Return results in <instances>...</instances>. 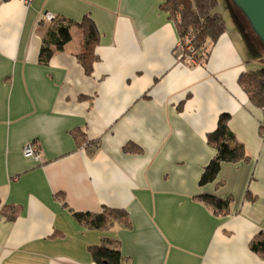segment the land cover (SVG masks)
<instances>
[{"label": "crops", "instance_id": "1", "mask_svg": "<svg viewBox=\"0 0 264 264\" xmlns=\"http://www.w3.org/2000/svg\"><path fill=\"white\" fill-rule=\"evenodd\" d=\"M161 1L0 0V207L16 211L0 214V264H94L89 247L106 240L122 264H264L249 248L264 228V107L238 81L257 65L226 27L200 61L180 57ZM85 16L99 32L89 73ZM59 19L70 39L43 63ZM221 113L249 159L223 162L201 186ZM27 143L40 161L23 155ZM202 193L230 196L229 211ZM103 207L125 209L128 224L100 230L72 215Z\"/></svg>", "mask_w": 264, "mask_h": 264}, {"label": "trees", "instance_id": "2", "mask_svg": "<svg viewBox=\"0 0 264 264\" xmlns=\"http://www.w3.org/2000/svg\"><path fill=\"white\" fill-rule=\"evenodd\" d=\"M217 5L218 0L161 1L160 7L168 12L169 17L175 22L180 36L179 41L183 43L186 37L190 38V43L196 50L193 58L197 61H200L201 57L207 56L208 44L216 42L225 31L224 18L215 11ZM71 26V21L59 19L50 27L49 36L44 38V45L40 50V60L43 63H47L54 52V47H60L70 39ZM79 26L82 32L83 45L78 53V60L84 66L86 73H89L92 63L96 59L94 47L98 43L99 32L94 21L88 16L82 19ZM258 56L264 58V54ZM238 81L250 102L263 108L264 67L240 73ZM229 116L228 113H221L216 127L206 134L207 142L214 147L215 154L203 167L198 180V184L201 186L216 179L223 162L248 161L249 159L244 146L235 140L228 127ZM263 126L264 123H262L261 128ZM85 141L87 140L82 134L81 139H78V144L81 145ZM246 196L252 198L249 192L246 193ZM198 197L217 213H227L232 200L230 196L221 198L210 193H202ZM11 207L12 205L0 207V214L9 219L15 218L16 211ZM72 215L81 225L100 230L108 229L114 223L127 225L129 222V216L125 209L112 207H103L98 212L72 210ZM249 248L264 259V228L253 236L249 242ZM89 251L94 264H122L123 262V255L118 243L113 240L91 245Z\"/></svg>", "mask_w": 264, "mask_h": 264}, {"label": "rangeland", "instance_id": "3", "mask_svg": "<svg viewBox=\"0 0 264 264\" xmlns=\"http://www.w3.org/2000/svg\"><path fill=\"white\" fill-rule=\"evenodd\" d=\"M230 0H218V5L216 6L215 11L219 12L225 21L227 30H229L232 35L238 34L240 42L242 45L247 48L249 60L251 63H255V68L259 69L264 67V58L259 57V54H264V43L260 40L258 35L251 29L247 18L240 12L239 19L235 18L234 10L237 8L232 7Z\"/></svg>", "mask_w": 264, "mask_h": 264}, {"label": "water", "instance_id": "4", "mask_svg": "<svg viewBox=\"0 0 264 264\" xmlns=\"http://www.w3.org/2000/svg\"><path fill=\"white\" fill-rule=\"evenodd\" d=\"M247 18L252 30L264 43V0H230Z\"/></svg>", "mask_w": 264, "mask_h": 264}, {"label": "built area", "instance_id": "5", "mask_svg": "<svg viewBox=\"0 0 264 264\" xmlns=\"http://www.w3.org/2000/svg\"><path fill=\"white\" fill-rule=\"evenodd\" d=\"M56 18V16L52 13H45L44 14V19L46 21H52ZM178 47L181 49V55L180 57H185L189 59L190 61H193L194 54L196 53L195 48L192 46L190 43V38L186 37L184 39V42L181 43V41L178 42ZM264 128V127H263ZM22 153L26 157H32L36 161H40V155L37 147H35L31 143H27L23 146L22 148Z\"/></svg>", "mask_w": 264, "mask_h": 264}]
</instances>
